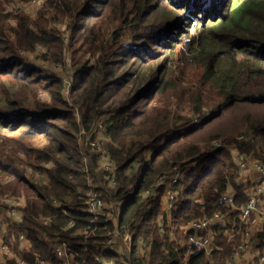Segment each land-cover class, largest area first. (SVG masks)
Here are the masks:
<instances>
[{
    "label": "trees",
    "instance_id": "obj_1",
    "mask_svg": "<svg viewBox=\"0 0 264 264\" xmlns=\"http://www.w3.org/2000/svg\"><path fill=\"white\" fill-rule=\"evenodd\" d=\"M38 48L42 60L69 67L68 85L24 56ZM0 132L1 148L46 177L33 180L0 153V196L25 198L4 242L15 239L25 264H63L56 241L75 264H210L203 252L186 258L177 237L193 219L238 214L246 196L233 151L264 162V0H45L35 18L0 2ZM102 152L112 169L100 166ZM174 166L184 176L168 213L169 187L157 182ZM104 173L114 179L108 191L94 186ZM228 183L235 209L223 202ZM91 192H107L102 214L86 210ZM215 230L223 251L214 264H224L239 236L223 238L229 224ZM114 232L129 252L104 249ZM259 239L263 249L264 229Z\"/></svg>",
    "mask_w": 264,
    "mask_h": 264
},
{
    "label": "built area",
    "instance_id": "obj_2",
    "mask_svg": "<svg viewBox=\"0 0 264 264\" xmlns=\"http://www.w3.org/2000/svg\"><path fill=\"white\" fill-rule=\"evenodd\" d=\"M82 141V139L80 138ZM93 147L96 143H92ZM102 152L103 160L102 164L106 169H112V165L108 163V158ZM237 156L240 157V165L237 168L238 171H243L245 163L248 162L247 155L237 152ZM250 169L255 172L258 178L256 182L250 186L247 191L246 200L238 207V214L233 215L232 212H214L210 216H204L202 218L193 219L184 226V242H179L181 247L186 248V258L196 252H203L210 261H214L213 255L216 251H223V247L218 243L216 236L217 231L215 226L220 224L222 227L227 224L232 225L234 231H225L223 238L228 242L235 241L238 238L237 245L232 249L228 257H226L224 264H264V248L260 249L259 245L261 240L259 234L264 229V162L254 159L250 161ZM182 172L180 167L174 166L170 171L171 186L165 190V196L169 207L173 208L175 204L176 192L172 189V184L180 179ZM9 177V176H8ZM10 179H14V175L11 174ZM111 180L113 186L114 179ZM237 193V192H236ZM236 193L228 192L224 193L223 202L225 206L235 209V197ZM7 211L12 214L13 219H21L23 203L17 198L9 199ZM105 205V199L102 193L91 192L86 198V210L90 213H103L102 207ZM120 208V207H118ZM13 214H18V218H15ZM48 219H43V223L46 224ZM1 225V222H0ZM25 232H22L20 236H23ZM26 234V233H25ZM118 241V234L114 232L110 235L108 242L105 244L104 249L113 250ZM185 243V246H184ZM0 249L5 248V245L0 242ZM54 255L60 259L63 264H75L71 261L70 255L67 254L66 244L56 241L52 244ZM252 251L250 257H247L246 251ZM98 258V257H97ZM101 259V264H111L110 262ZM16 264H25L22 260H18ZM44 264V263H42Z\"/></svg>",
    "mask_w": 264,
    "mask_h": 264
},
{
    "label": "rangeland",
    "instance_id": "obj_3",
    "mask_svg": "<svg viewBox=\"0 0 264 264\" xmlns=\"http://www.w3.org/2000/svg\"><path fill=\"white\" fill-rule=\"evenodd\" d=\"M44 1L45 0H0V2L2 3L3 11L5 13L11 14V15L17 14V13H24L26 15H29L31 18L36 17L38 11L41 10ZM8 19H9L8 21L10 24H13L15 22V20L13 18L9 17ZM65 26H66V23L65 24H59V26H58L59 30L60 31H66V30H64ZM120 40L123 44L130 45L131 44V33L129 31L122 30L120 32ZM42 53H43V49L38 48V50H36V53H26L24 56L27 59H29L32 64L42 68L43 69V71H42L43 75L49 76V74H51L52 72H56L59 76L62 77V79L67 80L66 85H68V80H70V75H71V70L69 69V67L67 65L66 66L55 65V64L49 63L47 60H42L40 58V54H42ZM188 76H189V80H193V81L196 80V76L192 75L191 73H189ZM184 112L186 113L187 116H190V113H187L186 111H184ZM10 142H12V141H9V144H10ZM2 146H3V143H2V136H1V132H0V153L3 152L2 153V156H3L2 159L3 160H5V158L7 160L8 159H10V160L11 159L12 160H24L25 159L24 155L21 152H19V154H17V155H14L11 152L9 146L1 148ZM97 150L101 151L102 149L98 148ZM99 160L102 162L103 157H101ZM101 165L104 166V164H102V163L100 164V166ZM24 166H26V165H24ZM24 166L23 167L20 166V167L25 168V173L28 177H35V179H33V180H37L40 182H43L45 180V178H46L45 175L42 174L40 176V174H35V173H33V171L29 167H24ZM46 166H50V163H46ZM102 169H103V167H102ZM102 169L100 168L98 170L102 171ZM100 178L101 179H99L98 177L95 178L94 186L96 188H98V190H100V191L111 190L112 185L107 178V174H105V173L102 174V176ZM6 180L7 181L10 180V176L9 177L6 176L1 181L4 182ZM161 180H163V177H160L159 182ZM103 194H107V192H103ZM15 197H18V196H14V195L0 196V221L5 220V218L8 219V217L6 216L7 211L3 209V206L5 205V209H7L8 205H9L8 203L10 202L9 199H15ZM104 199H105V202H107V196L104 197ZM180 231L181 232L179 233V237H177L179 239L177 241L184 242L185 234L183 232V229L182 230L180 229ZM171 236L173 237L174 235H171ZM216 239L218 241V231H217ZM117 243H118V245H121L123 250L129 252L130 247L128 248L125 245L126 242L123 238L120 237V234L118 236V242ZM184 246H185V243H184Z\"/></svg>",
    "mask_w": 264,
    "mask_h": 264
},
{
    "label": "crops",
    "instance_id": "obj_4",
    "mask_svg": "<svg viewBox=\"0 0 264 264\" xmlns=\"http://www.w3.org/2000/svg\"><path fill=\"white\" fill-rule=\"evenodd\" d=\"M237 155H238L237 154V151H233V153H232V160L234 162V167H235V169H236V171L238 173L237 181H239V182H237V184H243L244 185L240 191L243 192V194L247 195L246 193H247L248 189L250 188V186L252 184H254L256 182L255 180L258 178L257 174L250 169L251 168L250 167V161H253L255 158H253L251 156H247L245 159H247L248 162L245 163V167H244L243 171L242 170L241 171H238L237 168L240 165L241 159ZM8 160H10V159H8ZM15 161L17 163H19V164H22L23 166L25 165L24 162H23V160H15ZM169 175H170V172L167 175L161 176V177H163V180H161L160 182L158 180L157 186L159 184H161V183H164V184H166V187H170L171 186V182H170ZM183 176L184 175L182 174L180 180L183 179ZM33 178L35 179V177H33ZM181 189H182V187L180 186L175 191L176 192V195L181 192ZM231 191H232V193H236L237 192L236 189H234L233 184L232 183H228L227 186H226L225 193H228V192H231ZM15 198L19 199L21 201V203H23L25 205V198H24L23 195L22 196L15 197ZM162 204H163L164 208L166 209V211L168 213H171L170 211L172 210V208L169 207V205L167 203V198L165 196V193H163V195H162ZM3 209L7 211V209H5V205L3 206ZM13 215L15 216V218H18V214H13ZM6 216L8 217V219L5 218V220L0 221L1 222V225H0V242H2V244H4V243L6 244V245L4 244L5 245V248L0 249V264H9V259H11L13 257L15 259V264H16L17 261L18 260H22V258H21V256L16 255L15 251L13 250V248L11 246V245L14 244L15 239L14 238H10V244L4 242V239H5V234H6L8 225H9L8 222L17 223V224L20 223L21 220H22L23 214L21 216V219H13L12 218V214H10V212L8 210ZM22 232H25L26 233V231L21 230L20 231V234H22ZM25 233H23L24 234L23 236H20V234H19V237H18V240H19L18 250L20 252L27 251V250H29V247H30V241L27 238V234H25ZM246 254H247V257H250L251 254H252V251L251 250L250 251H246ZM207 259H208V257H207ZM209 262H210V264H214L215 261H210L209 260Z\"/></svg>",
    "mask_w": 264,
    "mask_h": 264
}]
</instances>
